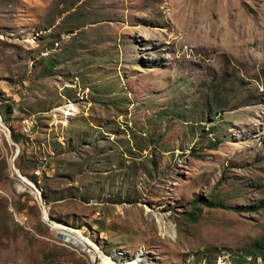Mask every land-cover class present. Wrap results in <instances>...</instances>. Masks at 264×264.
Here are the masks:
<instances>
[{
    "label": "rangeland",
    "instance_id": "obj_1",
    "mask_svg": "<svg viewBox=\"0 0 264 264\" xmlns=\"http://www.w3.org/2000/svg\"><path fill=\"white\" fill-rule=\"evenodd\" d=\"M0 102V264H251L264 0H0Z\"/></svg>",
    "mask_w": 264,
    "mask_h": 264
},
{
    "label": "bare ground",
    "instance_id": "obj_2",
    "mask_svg": "<svg viewBox=\"0 0 264 264\" xmlns=\"http://www.w3.org/2000/svg\"><path fill=\"white\" fill-rule=\"evenodd\" d=\"M60 110V109H59ZM56 111H57V109H56ZM73 111H75V109L74 108H72V106H68L66 109H65V111H63L62 113L63 114H65L64 116V121H63V126H66L67 125V117L68 116H71L72 115V112ZM58 112V111H57ZM61 113V112H60ZM0 119H1V114H0ZM34 124H35V122H32L31 123V128H30V130L29 129H23V131L25 132V133H30V131L32 132V130H33V128H34ZM23 127H25V125L23 126ZM12 168H13V166H12ZM17 173H18V171H17ZM14 183L17 185V186H19L18 184H17V182L14 180ZM35 184V183H34ZM34 184H31V183H29V181L27 180V185H28V188L30 189V190H32V191H34V193H35V197H38V198H40L41 197V194H40V191H38L36 188H35V186H34ZM35 185H37V183L35 184ZM22 186H19V188H21ZM23 191H25V189H23ZM33 193V194H34ZM43 217L45 218V214H43ZM159 218V217H158ZM58 229H61V230H66L64 227H62V226H59L58 227ZM85 226H83V227H80V228H78V229H67L68 230V233H66L67 234V237H66V240L67 241H69L71 244H73V245H75V246H78V247H80V249H83V250H85L86 249V246L85 245H88L89 246V248L91 247V249L94 251V252H96V254H97V256H98V258H100V260H101V264H125V263H116L114 260H113V257L111 258L110 256H107V255H105V254H103L101 251H100V249L97 247V245H94L93 243H92V241L90 240V237L87 235V236H85ZM70 231V232H69ZM168 231V230H167ZM170 231V230H169ZM63 232V231H62ZM77 233V235L78 236H73V235H71L70 233ZM73 233V234H74ZM134 262H130V263H127V264H133Z\"/></svg>",
    "mask_w": 264,
    "mask_h": 264
},
{
    "label": "trees",
    "instance_id": "obj_3",
    "mask_svg": "<svg viewBox=\"0 0 264 264\" xmlns=\"http://www.w3.org/2000/svg\"><path fill=\"white\" fill-rule=\"evenodd\" d=\"M215 101V100H214ZM4 104H2L1 102H0V114H1V116L3 115V110H4V113H5V115H3L5 118H6V116H9V114L11 113V110L13 109L12 107H6V108H4L5 106H3ZM20 135H22L23 137H25L22 133H21V131H20ZM21 137V136H20ZM19 136H15V135H13L12 136V139L15 141V142H19ZM20 153H21V151H20ZM19 156V155H18ZM16 160H17V158H16ZM15 160V161H16ZM36 164V163H35ZM34 164V165H35ZM36 166V165H35ZM33 183H37L36 182V180H35V182H33ZM203 203V205H206L207 207H209V208H214V209H217V208H222V209H225V208H227L226 206H223V205H219V201H216V198L214 197V196H212V197H210V199H208V201H203L202 202ZM249 209H255L254 211L255 212H257L258 210H260V209H264V199H262V200H260L259 201V203H258V205H255V206H253V207H251V206H245L244 208H243V210H249ZM237 211H239V209H237V210H235V212H237ZM263 235L260 237V239L259 240H257L256 242H254V243H252L251 244V246L249 247L250 249V251H249V253H250V256H248L250 259L252 258V260L250 261V263L251 264H254L255 262V259L257 258V257H260V258H262L263 260H264V232L262 233Z\"/></svg>",
    "mask_w": 264,
    "mask_h": 264
},
{
    "label": "built area",
    "instance_id": "obj_4",
    "mask_svg": "<svg viewBox=\"0 0 264 264\" xmlns=\"http://www.w3.org/2000/svg\"><path fill=\"white\" fill-rule=\"evenodd\" d=\"M31 123H32V119H28L25 122V127H21L20 129H29L30 130ZM5 129H7V127H5ZM15 144H16V154H15V160H16L17 155H19V153H20V146L21 145L17 144L16 142H15ZM40 160H41V158H40ZM13 171H14V180L17 182V184L19 186H22L23 189L27 190V193H34V191H32V190H30L28 188V185H27V177H23L19 173H17V170L14 167V162H13ZM44 171L46 172L47 169H42V172H44Z\"/></svg>",
    "mask_w": 264,
    "mask_h": 264
},
{
    "label": "crops",
    "instance_id": "obj_5",
    "mask_svg": "<svg viewBox=\"0 0 264 264\" xmlns=\"http://www.w3.org/2000/svg\"><path fill=\"white\" fill-rule=\"evenodd\" d=\"M34 162H35V161H34ZM46 165H47V164H46ZM46 165H45V166H46ZM61 201H62V200H61ZM41 209H42V208H41ZM46 213H47V212H46ZM46 213H45V214H46ZM46 215H47V214H46ZM52 226H53V229H56V230L59 231V234H58V237H59V238H61L63 241H66V242L70 243L69 241L66 240V237H67V234H66V233H68V230H67L68 228H65V227H64L66 230L58 229V227L61 226V225H59V224H54V223H52ZM62 227H63V226H62ZM69 229H71V228H69ZM72 229H74V228H72ZM75 229H76V228H75ZM62 231H63V232H62ZM69 232H70V231H69ZM73 233H74V232H73ZM73 233H70V234L73 235V236H74V235H75V236H78L77 233H74V234H73ZM72 245H73V244H72ZM85 246H86V252L88 251V253H89L91 256L93 255V253H96V252H94L91 248H90V251H89V248H88L89 246H88V245H85ZM76 247H78V246H76ZM78 248L80 249V247H78ZM51 254H52V258H53V259H56V258H57V257L53 254V252H52ZM51 254L49 255V257L51 256ZM96 255H97V254H96ZM93 257H94V255H93ZM96 257H97V256H96ZM96 257H95V258H96ZM51 260H52V259H51ZM46 261H47V260H46ZM51 262H52V261H51ZM52 263H56V262H52Z\"/></svg>",
    "mask_w": 264,
    "mask_h": 264
},
{
    "label": "clouds",
    "instance_id": "obj_6",
    "mask_svg": "<svg viewBox=\"0 0 264 264\" xmlns=\"http://www.w3.org/2000/svg\"><path fill=\"white\" fill-rule=\"evenodd\" d=\"M52 109H50V111H51ZM74 115H72L71 117H73ZM58 124H63V123H61V122H59ZM63 127H66V126H63ZM22 136V135H21ZM17 144H19L20 142H16ZM25 147H21L20 148V151L21 150H23ZM20 154V153H19ZM17 157H18V155H17ZM16 157V158H17ZM14 167H15V161H14ZM16 169V168H15ZM17 171H18V173L21 175V173L19 172V170L18 169H16ZM33 171H34V169H33ZM21 176H23V177H27V179L29 180V182L31 183V182H35V178L32 176V175H30V177L29 176H27V175H21ZM40 181H41V178H40ZM38 187H40V185L38 186ZM39 189V188H38ZM40 190V189H39ZM41 191V190H40ZM42 193V192H41ZM45 205V204H44ZM42 208V207H41ZM42 209H44L45 210V212H46V207L44 206V208H42Z\"/></svg>",
    "mask_w": 264,
    "mask_h": 264
}]
</instances>
